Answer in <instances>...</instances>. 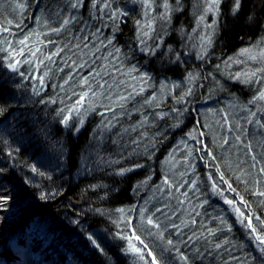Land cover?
I'll return each mask as SVG.
<instances>
[{
	"label": "trees",
	"instance_id": "trees-1",
	"mask_svg": "<svg viewBox=\"0 0 264 264\" xmlns=\"http://www.w3.org/2000/svg\"><path fill=\"white\" fill-rule=\"evenodd\" d=\"M167 4L0 0L6 262L264 264V0Z\"/></svg>",
	"mask_w": 264,
	"mask_h": 264
},
{
	"label": "rangeland",
	"instance_id": "rangeland-1",
	"mask_svg": "<svg viewBox=\"0 0 264 264\" xmlns=\"http://www.w3.org/2000/svg\"><path fill=\"white\" fill-rule=\"evenodd\" d=\"M137 1V0H136ZM143 3H144V20H147L149 21L150 19V16L153 14V15H157V10L158 9H155V5H159L161 4V1L163 2L162 5H159L158 7H160L161 10H164L165 7H164V4L165 2H167V0H161L160 2H157L158 4H155V2L152 0V2H154V6L151 7V1L150 0H141ZM202 11L199 10V12L197 13H200ZM212 17V16H210ZM197 28H201L200 26V22L198 24H196ZM256 52V51H255ZM253 52V53H255ZM243 58L249 60L250 62H254V61H260V69L259 71L257 72H260V75H264V47L261 48L260 50H258L256 52V55L253 56V54H248V52L245 54V55H242ZM262 75V77H263ZM180 176L178 175L177 176V179H179ZM9 203L10 202V199H7L6 202H3V201H0V210L2 209V207L4 206V203ZM1 238V237H0ZM2 240V239H0ZM4 247L6 245H3ZM3 247V249H0V254H1V251L2 250H5V248ZM22 255H23V258L25 257V260L23 259V264H53V261H41L40 259H36V257H34L32 254H31V251L27 248L26 250H24L22 252ZM0 264H17L16 262H6L4 259L1 258V255H0Z\"/></svg>",
	"mask_w": 264,
	"mask_h": 264
},
{
	"label": "snow or ice",
	"instance_id": "snow-or-ice-1",
	"mask_svg": "<svg viewBox=\"0 0 264 264\" xmlns=\"http://www.w3.org/2000/svg\"><path fill=\"white\" fill-rule=\"evenodd\" d=\"M177 4H179V0H177ZM239 4H240V0H235V9H238L239 8ZM164 7H165L166 10L168 9L167 2H165ZM218 8H219V0H206V11L218 10ZM166 14L167 13H165V16L162 17V18H165L166 17ZM200 19L203 20V16ZM65 23H67V21H65ZM248 51H249L248 49H243V50H241V54L247 53ZM9 67L13 71H16L17 70L16 69V66H15V63L9 64ZM85 82H86V80H85ZM85 95H87V93H85ZM261 98H264V93L261 94ZM82 99H83V97H81V100ZM122 99H124V98L122 97ZM61 111H63V110H61ZM62 123L67 124V117L64 118V120L62 121ZM77 131H78V129H77ZM0 171H3V169H0ZM33 171H36V169L33 168ZM165 182H167V181H165ZM213 187H215V185ZM261 195H264V193H261ZM7 199H8L7 197H0V201H3V202H6ZM226 203L231 204L232 201L226 200ZM119 211L123 212V209H120ZM236 211H239V209H236ZM257 219H259V218H257ZM248 221H249L248 226L250 227L251 226V218L250 217L248 218ZM147 223L149 225H152L153 227H156V228L159 227V225L158 224H155L150 217L147 218ZM251 231H252V233L255 234V239L259 243V245L260 246H264V234L257 233L256 232V229L254 227L251 229ZM121 238H126V237H121ZM136 239H139V237H136ZM88 240L91 241V243L95 247L100 248V245L97 243V241L93 238L92 235H89L88 236ZM141 243H143V242L141 241ZM168 243L169 244H172V241H169ZM145 247H147V246L145 245ZM217 247H219V245H217ZM131 250L133 252H137V253H139L141 251L140 249L136 248L135 246H131ZM262 250H264V247H262ZM141 258H143V257L141 256ZM152 264H157V261H156V258L155 257H153Z\"/></svg>",
	"mask_w": 264,
	"mask_h": 264
}]
</instances>
